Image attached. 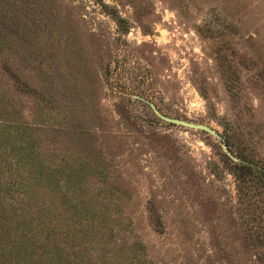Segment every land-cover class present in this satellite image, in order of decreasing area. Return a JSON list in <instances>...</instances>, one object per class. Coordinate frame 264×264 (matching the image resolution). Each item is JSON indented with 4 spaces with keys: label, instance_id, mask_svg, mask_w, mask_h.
<instances>
[{
    "label": "rangeland",
    "instance_id": "obj_1",
    "mask_svg": "<svg viewBox=\"0 0 264 264\" xmlns=\"http://www.w3.org/2000/svg\"><path fill=\"white\" fill-rule=\"evenodd\" d=\"M0 155L18 264H264V0H0Z\"/></svg>",
    "mask_w": 264,
    "mask_h": 264
},
{
    "label": "trees",
    "instance_id": "obj_2",
    "mask_svg": "<svg viewBox=\"0 0 264 264\" xmlns=\"http://www.w3.org/2000/svg\"><path fill=\"white\" fill-rule=\"evenodd\" d=\"M1 156V155H0ZM16 165L17 162L15 160ZM244 167L253 170L255 169L256 171H261L259 169H257V167H254L253 165H244ZM1 159H0V191L1 189L3 190V192L8 193V194H18L21 195V198L26 195V192L24 191V186L26 185V178L25 177H20L18 175V173L16 174V178L17 181H15L12 184H8L7 182H5L2 179V169H1ZM264 176V174H262ZM4 181V182H3ZM28 185V183H27ZM23 189V190H22ZM1 199V197H0ZM9 210L3 206L0 202V227L1 228H5L6 230L12 232L17 235V237H15L13 240L11 241H1L0 242V251H2L1 253V258H2V263H8V262H14V264H18L19 259H14V255L17 254H21L22 255V260L26 261L28 258H31L29 255L27 257V247H30V245L32 243L34 244H38L37 240H34V237H36L37 239L39 238L40 233H32V231H27L26 228L24 230H22L21 232H18L19 230L25 228L26 226L29 225V223L27 222V218L25 214H21L18 217H15L12 213L8 214L7 217H3V213L8 212ZM40 225V224H39ZM31 232V233H30ZM31 234V235H28ZM4 239L3 234H0V240ZM32 240H34V242H32ZM5 244H4V243ZM53 245V244H51ZM34 246V245H32ZM47 247V249L44 251L45 255H48V253L50 251H47L48 248V244H40L38 247L36 248H45ZM50 261L53 263H55V261L53 259H50Z\"/></svg>",
    "mask_w": 264,
    "mask_h": 264
},
{
    "label": "water",
    "instance_id": "obj_3",
    "mask_svg": "<svg viewBox=\"0 0 264 264\" xmlns=\"http://www.w3.org/2000/svg\"><path fill=\"white\" fill-rule=\"evenodd\" d=\"M182 125L188 126V127H192V128H201V129H206L207 131L214 133V131L209 128L206 125L203 124H198V123H194V122H190V121H185V120H180L179 121ZM224 150L226 152V154L230 157H232L235 160H239L227 147H224Z\"/></svg>",
    "mask_w": 264,
    "mask_h": 264
}]
</instances>
